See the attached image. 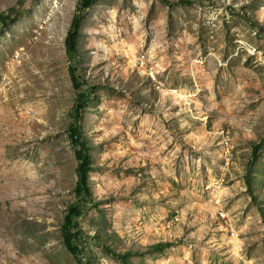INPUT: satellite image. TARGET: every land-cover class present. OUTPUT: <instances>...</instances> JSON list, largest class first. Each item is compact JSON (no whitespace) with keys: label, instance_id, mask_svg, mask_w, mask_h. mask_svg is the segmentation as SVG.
Returning <instances> with one entry per match:
<instances>
[{"label":"rangeland","instance_id":"1","mask_svg":"<svg viewBox=\"0 0 264 264\" xmlns=\"http://www.w3.org/2000/svg\"><path fill=\"white\" fill-rule=\"evenodd\" d=\"M80 1L0 0V264H264V0Z\"/></svg>","mask_w":264,"mask_h":264},{"label":"trees","instance_id":"2","mask_svg":"<svg viewBox=\"0 0 264 264\" xmlns=\"http://www.w3.org/2000/svg\"><path fill=\"white\" fill-rule=\"evenodd\" d=\"M95 0H81L80 4L77 9V13L72 19L71 25L69 27V30L66 35L65 39V45H66V52L69 56H73L74 58L78 54V41H79V35H80V25L82 23L81 15L83 12L88 10L94 3ZM1 15V14H0ZM11 16H7L6 20H10ZM73 81L76 85H79L80 81L75 75V70L73 74ZM91 90H86L84 94V99L78 100L75 103L72 113L76 117L78 116V113L81 109L79 106L80 101L87 102L88 98H90ZM69 138L72 141L73 145L76 148L75 156L76 160L78 162V166L76 169L77 174V182L74 189V192L77 196V198L80 201H88L89 198H91V194L89 193V186H88V173H90L93 170L92 167V160L87 153V143L86 141L81 138L80 132L77 130V128L71 127L69 130ZM256 150V148L254 149ZM249 184V182H248ZM79 210L77 206L72 205L67 210V215L65 217V222L62 226L61 233L62 238L64 241V245L66 249L73 255L78 256L77 258V264H81V248L80 246H77L76 239L78 235L76 234L79 230L76 226V223L70 218L71 215L78 214ZM169 244L167 243H160L157 246H153L151 249L157 250V251H163L164 249L168 248ZM109 251L108 249H106Z\"/></svg>","mask_w":264,"mask_h":264}]
</instances>
